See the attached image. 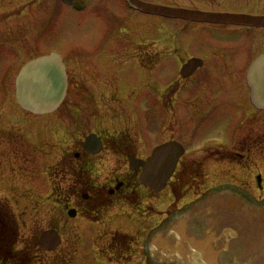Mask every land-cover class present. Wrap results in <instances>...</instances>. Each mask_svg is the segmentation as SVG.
I'll use <instances>...</instances> for the list:
<instances>
[{"label":"rangeland","instance_id":"1","mask_svg":"<svg viewBox=\"0 0 264 264\" xmlns=\"http://www.w3.org/2000/svg\"><path fill=\"white\" fill-rule=\"evenodd\" d=\"M121 1L94 0L92 7L85 13L73 15L69 11L71 14L64 12L60 19L56 18L52 23V28L54 30L58 28V33L53 35V31H48V29L40 33L39 39L43 48L58 49L71 63L74 60L77 61L78 66L75 70L78 72L73 77L76 82L70 88L69 96L56 114L44 117L33 115L27 117L25 115L28 114L19 113L20 110L15 104L16 112L7 116L8 120L13 121L14 119L15 121L11 134L14 146L8 148L0 141V201L8 202L13 210L14 222L17 223L19 235L17 250L23 249L29 242L37 241L43 232L49 230H56L62 236L61 247L56 252H36L35 264H123L110 262L102 254L101 250L104 245L109 244V235H113L115 232L127 235L141 233V218L133 216L134 211L122 204L113 208L111 212L104 211L103 213L100 210L88 214L81 213L72 220L69 218V211L77 209L78 202H81L80 196L77 195L80 188L69 176L71 172L67 170L66 165L62 167L57 165L63 153L66 154V164L79 165V162L87 164L90 162L95 176L94 183L98 186L113 189L110 187L112 181L122 178L129 172L128 159L123 156H115L113 151H103L93 158L87 156L82 144L89 136L101 135L113 140L111 138L113 134L124 132L127 137L123 139L125 144L120 145L122 140H117L114 141L116 145L131 148V156L143 160L157 146L169 141L172 137L177 143H182L188 148V157L183 159L185 162L190 158H203L204 152L216 148H231L234 131L229 129H226V132L223 131V127L228 128L235 125L228 120V115H209L210 117L188 121L179 119L178 123H174L177 125L176 128H171L167 113L161 111L159 107L157 90L149 86L148 81L152 80L151 76L143 74L136 62L126 63L130 57L127 54L140 45L132 42L133 48H131V44L123 37L124 33L132 35L135 32L131 26L129 30H124L125 32L121 30V27H118L127 17ZM228 3L237 7L235 0H225L223 6L229 7ZM17 4L18 6H16ZM23 4L25 3L21 0H15L16 8L14 10ZM2 5L3 2L0 1V7ZM188 5L192 4L187 0H175L171 8ZM195 6L204 9L205 1L195 0ZM174 24H176L175 27H178L177 23ZM32 26L31 23L21 26V28L23 31H30ZM138 27V41H142L139 43L145 45L146 41L151 40V27L149 29ZM15 35H22V32L16 28ZM22 37H26V35ZM203 43L204 48L209 50L222 46L231 47L233 43L237 42L216 40L214 36L208 34L206 38H203ZM70 46H74L71 51H69ZM148 48L150 47L142 49V52L148 51ZM199 51L202 53L201 50ZM244 51L248 55L254 52L246 42H244ZM92 65H98L102 70H111L113 73L119 72L123 79L130 80L126 86L127 89L120 91L118 97H111L115 89L105 87L99 91L94 90L92 86H89L88 81L91 79L85 71V68ZM163 75L167 76L162 81L164 84L172 81L174 67L166 66ZM136 78L146 81L135 83ZM226 92L235 93L230 84H228ZM244 94L247 99V94ZM101 95H104L105 98L100 97ZM1 100L2 98H0ZM220 106L221 104H218L210 112L216 111V108ZM223 107L229 110L225 104ZM244 122L243 129L246 128V130L241 137L251 134L255 141H258V145L263 147V115L257 114L249 121L244 120ZM10 129L12 127L8 130ZM169 129L172 131H168ZM135 143L136 150L135 146L132 147ZM212 152L206 154L209 156ZM77 153L82 155V159L79 162H74ZM195 153L197 154L195 155ZM248 161L250 160L245 161L244 164ZM259 161L264 165V159ZM252 163L250 166L253 165ZM255 165L258 164L252 166L253 172H250L251 167H247V173L242 174L235 171V174L240 179L250 178L251 173L261 172L264 175V166L256 167ZM256 168H259L258 172H256ZM219 173H224V171ZM215 179L217 178H212V180ZM53 188H55L54 193ZM170 192L171 189L168 187L156 197L153 193L142 188L141 204L146 197L165 199ZM215 196L226 201L227 205L223 210L218 208L208 210V213L205 214L208 216V220L204 222L206 228H210L213 219H216L215 213L218 211L225 214L228 221L236 222L235 209L238 205L242 206L244 202L239 203L233 193L211 196L208 200L192 207L190 213H205L206 207ZM155 202L148 203L147 206H139L142 210L140 213L143 215V210L150 213L151 204H155ZM144 204L147 203L144 202ZM254 208L256 206L253 204L252 209ZM245 212L246 209L242 216L247 220L248 216ZM101 218L103 219L99 221ZM193 238L197 239L196 236ZM108 251L109 246L103 250V253L106 254ZM129 264H141V262ZM182 264H194L190 259L189 252Z\"/></svg>","mask_w":264,"mask_h":264},{"label":"flooded vegetation","instance_id":"2","mask_svg":"<svg viewBox=\"0 0 264 264\" xmlns=\"http://www.w3.org/2000/svg\"><path fill=\"white\" fill-rule=\"evenodd\" d=\"M0 1L3 2V5L0 7V98H2L0 101V135H2L0 136V141L9 148L14 146L11 134L12 130H14L15 121L14 119L13 121L8 120V114L12 115L13 112H16L15 104L20 110L19 113H23L24 115L28 114L16 102V79L26 64L44 56L58 54L63 60L68 75L67 97L69 96L70 88L76 82V79L73 77L78 72V70H75L78 66L77 61L74 60L71 63L58 49L43 48L39 39L40 33L47 29L48 31H53V35L58 33V28L55 30L52 28V23L56 18L60 19L64 12L68 13L69 11L73 15H79V11L76 8L77 4H84V12L89 6L92 7L94 0H21L25 4L16 10H14L16 8L15 0ZM140 1L162 7H172L175 3V0ZM187 1L192 5L185 7L173 6V8L198 9L199 11L214 13L246 14L258 17L264 16V0H235L237 7L232 3H228L229 7L223 6L225 0H199L205 1L204 9L197 8L195 6V0ZM121 2L124 5L127 17L118 27H121V30L125 32L124 30H129L131 26L135 32L132 35L124 33L123 37L131 44V48H133L132 42L140 45L127 54L130 57L126 60V63L136 62L143 71V74L151 76L152 80L148 81L149 86L157 90L159 107L161 111L167 113L171 128H176L177 125H174V123H178L179 119L183 121L190 119L196 120L201 117H210L209 115H228V120L232 124L235 123L234 126L232 125L228 128L223 127V131L226 129L234 131L230 149L216 148L210 150L213 152L209 156L206 153L210 151H207L204 152L205 156L203 158H190L186 162L183 161L185 157H182L178 169L172 177L171 184L176 182V178H190V180L187 179L188 181L178 185L174 189L176 201L174 199L175 203H172L174 207L172 210H168L162 214L151 211L148 214V219L158 216L162 217V220L151 230L152 233L150 232L146 235V241L150 242L153 234L157 235L163 232L169 221L178 219L184 213L187 205L179 207V203L190 195H193L196 200L205 201L214 192L230 188L234 194L239 195L238 197L244 204L250 206L254 204L264 210L263 174L251 173V178L240 181V183L235 182L229 184L223 182L209 188L206 187L205 181L207 178L206 168L212 169L214 167V171L217 172L221 166L226 165L239 167L242 171L248 172L246 170L247 167H251L250 172H253L252 166L254 164H258L255 165L256 167L264 166L259 161L260 159H264V146L260 147L258 141H255L251 134H247L243 138L241 137L246 130V128L243 129L244 120L249 121L251 117L257 114L263 115L261 111L255 109L251 102L248 72L252 64L260 56L264 55V26L248 27L188 23L182 20H174L160 16L143 15L130 9L124 3V0ZM27 5L28 7H26ZM71 13L69 12V14ZM31 23L33 24L32 30L23 31L21 26ZM174 23H177L178 27H175L176 24ZM138 26L145 27L146 29L151 27L152 37L150 41L145 42V45L139 43L142 41H138ZM16 28L22 32V35H15ZM208 34L214 36L216 40H233L237 43H233L231 47L222 46L207 50L204 48L203 38H206ZM24 35L26 37H22ZM32 35L33 37L31 38ZM244 42L251 46V49L254 50L253 53L248 55L244 51ZM147 47H150L148 51L142 52V49L144 50ZM73 48L74 46H70L69 51ZM192 60L198 61L195 62L198 68L192 71L190 75L187 72L183 73V67ZM166 66L174 67V79L164 84L162 81L164 78H167V76L163 75L166 71ZM16 70L17 72L15 73ZM85 71L91 79V81H88L89 86H92L94 90L99 91L105 87L111 88L112 90L115 89L111 97H118L119 92L125 91L127 89L126 86L130 83V80L123 79L119 72L113 73L111 70H102L98 65L87 67ZM110 76L111 78H109ZM143 80L136 78L134 82L138 83ZM228 84L232 86L235 92L234 94L226 92ZM244 93L247 94V99ZM100 97L105 98L104 95ZM218 104H221V106L216 108V111L210 112ZM223 104L229 107V110H226ZM25 116L28 117L29 115ZM10 127L12 129L8 130ZM168 131L171 132L172 129ZM99 137L103 143V151H113L115 156L131 157V148L119 147L112 140L104 138L101 135ZM128 141L130 142V139ZM169 142L177 141L172 137L169 141H165L161 145ZM124 144L122 143L121 145ZM134 146L136 150V143L132 147ZM183 146L187 152L188 148L185 145ZM81 159L82 155L77 153L73 161L79 162ZM247 160L250 161L244 164ZM250 163L253 165L250 166ZM85 167L90 171L92 164L90 162L88 164L79 162V165H74V169H67L69 172H73L69 176L71 178H95L94 175L80 174V169H85ZM229 176L230 174L226 173L219 178H227ZM137 180L138 176L136 174L128 172L122 178L112 181L110 187H113V189L95 185L90 187L86 185L81 186V188L79 187L80 191L77 192L81 202H78L77 209L75 210L77 212L79 211L81 215V213L88 214L91 211L99 212L104 209V206L108 208L113 204L124 203V205L130 206L131 197H134L137 201V197L134 196L138 189ZM236 188L238 190H235ZM184 195L186 196L184 197ZM245 214L251 218V220H248V223L242 222L239 226L238 222L232 224L228 222L231 225L224 224L220 228L216 226V228L222 229L219 232V241L217 244L218 260L222 263L254 264L261 256V250L257 246L259 241L257 230L263 229L264 227V213L261 210L252 209L246 210ZM215 217L217 219L228 220L227 216L220 211L215 213ZM238 217L242 219V214H238ZM206 220H208V216L204 215L203 220L192 227V231L196 236L201 235V231L204 233L208 230V227L206 228V225H204ZM228 227L231 229H227ZM181 229L180 224H178L177 230L181 231ZM203 233L202 236H199L200 239H206ZM119 238L121 236L115 234L109 239L110 252H120L114 245ZM179 242L180 240L177 237L169 241L167 250L170 256H175L176 251L181 245ZM134 243H136L135 240L133 238L130 239L129 244H131L130 247L132 250H138L133 245ZM127 252L130 254L129 250ZM146 261L147 264H151L148 256L146 257Z\"/></svg>","mask_w":264,"mask_h":264},{"label":"water","instance_id":"3","mask_svg":"<svg viewBox=\"0 0 264 264\" xmlns=\"http://www.w3.org/2000/svg\"><path fill=\"white\" fill-rule=\"evenodd\" d=\"M130 1L144 12H157L189 22L251 26L264 24V18L164 9L138 0ZM248 80L255 107L264 111V56L255 61L250 69ZM16 85L17 102L23 110L37 116L53 114L63 104L67 93V74L64 64L54 55L33 61L22 69ZM84 149L90 155H96L101 152V142L96 136H90L84 144ZM178 155L177 146L166 145L157 149L147 163L132 160L130 168L132 171L142 168L141 183L153 188L155 192H160L165 188L175 170ZM69 216L75 218L76 212L71 211ZM60 243L61 239L56 231H48L41 235L40 246L45 252H54ZM210 264L213 262L211 261Z\"/></svg>","mask_w":264,"mask_h":264},{"label":"trees","instance_id":"4","mask_svg":"<svg viewBox=\"0 0 264 264\" xmlns=\"http://www.w3.org/2000/svg\"><path fill=\"white\" fill-rule=\"evenodd\" d=\"M80 174H89V172L83 170ZM89 181L90 178H79L80 184L87 185ZM134 196L138 197V194L135 193ZM131 201H135L134 197H131ZM18 239L17 224L14 222V217L12 216L8 205L0 203V264L36 263V252H41L39 249V239L34 242H29L23 250L16 251ZM114 245L120 250V253H126L130 248L129 239L127 237L117 239Z\"/></svg>","mask_w":264,"mask_h":264},{"label":"bare ground","instance_id":"5","mask_svg":"<svg viewBox=\"0 0 264 264\" xmlns=\"http://www.w3.org/2000/svg\"><path fill=\"white\" fill-rule=\"evenodd\" d=\"M90 8V6L88 7V9ZM88 9L86 10V11H84L83 13H85V12H87L88 11Z\"/></svg>","mask_w":264,"mask_h":264}]
</instances>
